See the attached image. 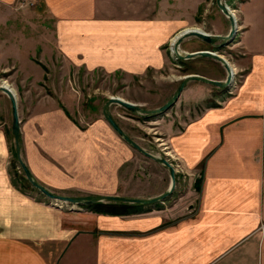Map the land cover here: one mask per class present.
Masks as SVG:
<instances>
[{
	"label": "crops",
	"instance_id": "0c3cea01",
	"mask_svg": "<svg viewBox=\"0 0 264 264\" xmlns=\"http://www.w3.org/2000/svg\"><path fill=\"white\" fill-rule=\"evenodd\" d=\"M209 1L37 0L35 8L68 71L99 68L132 78L169 65V43L207 22ZM237 13L241 53L231 60V82L189 80L179 102L185 113L202 106L167 121V139L183 158L169 203L127 202L131 211L113 213L48 198L13 178L0 123V264H264V0H240ZM209 22L204 32L223 34L217 20ZM191 38L204 41L184 39ZM29 60L32 68L42 66ZM40 96L18 110L20 157L39 183L67 195L145 196L121 187L119 169L131 144L108 122L100 132L95 119L75 121L70 89L58 99Z\"/></svg>",
	"mask_w": 264,
	"mask_h": 264
},
{
	"label": "rangeland",
	"instance_id": "374dc122",
	"mask_svg": "<svg viewBox=\"0 0 264 264\" xmlns=\"http://www.w3.org/2000/svg\"><path fill=\"white\" fill-rule=\"evenodd\" d=\"M36 1L17 0L9 5L0 4V84L8 85L14 92L17 110L21 111L23 104L27 106L30 101L35 103L41 97L40 95L46 92L53 95L54 99H58L57 94L61 93L62 90L70 89L72 91L71 103L69 104L71 117L80 124H86L95 119L97 131L100 130L101 132V129L105 127V122H107L102 114V107L111 95H118L145 108H154L164 103L171 96L179 80L191 69L226 74L222 63L211 58L207 60V57L201 55L188 58L184 63H181L171 43L167 49L171 57L169 65L167 64L159 70H149L145 74L132 78H128L122 72H108L99 68L94 72H86L76 68L68 71L67 66L58 58L51 34H47L45 31L47 20L36 10ZM231 1L234 6L226 3L235 13L236 32L234 35L222 45H213L212 43L211 45L204 41H196L195 38L184 39L179 47L182 54L187 51L206 48L202 46L207 45L209 46L208 49L217 50L231 64L232 58L241 53L236 47L238 43L235 41L239 32L237 3L240 0ZM208 6L210 9L207 22L199 23L196 28L209 27V20H217L222 25L221 33H226L230 28L229 22L221 17V11H219L215 0H210ZM43 42L47 46H44ZM29 58L33 61L40 60L42 66L37 65L39 69L30 67ZM175 61L178 62L177 65L173 64ZM42 68L46 73L43 78H39ZM217 90L218 87H211V92L214 93ZM201 106L202 103H199L190 112L185 113L184 103H180L178 97L167 110L153 115H141L117 103H111L109 108L121 128L142 147L157 156L166 157L174 168L181 171L183 158L167 139V121L172 117L183 118L193 114L194 109L198 110ZM1 122L5 125V131L10 142L11 161L9 167L13 178L23 185H29L16 157L14 137L11 132V103L7 94L0 90ZM99 122H102L104 126ZM127 148V159L123 161L119 169L121 187L145 195L143 198L157 195L155 194L157 189H167L170 184L167 167L146 156L132 145ZM179 180L182 181V178ZM178 188H181L179 183ZM176 193L177 190L174 191L173 188V191L163 200L166 203L171 202Z\"/></svg>",
	"mask_w": 264,
	"mask_h": 264
},
{
	"label": "water",
	"instance_id": "95a60500",
	"mask_svg": "<svg viewBox=\"0 0 264 264\" xmlns=\"http://www.w3.org/2000/svg\"><path fill=\"white\" fill-rule=\"evenodd\" d=\"M216 5L218 8L228 17L230 22V28L226 34H217V33H210V32H203L200 30H189L184 31L179 36H176L174 42H173V49L176 53L177 57L180 58H191L194 56H208L211 58H214L221 62L226 70V76L224 79H215L211 77H207L205 75H202L197 72H188L185 73L182 78L179 80L178 85L176 86L175 90L169 96V98L162 103L161 105L154 107V108H145L140 106V104L124 99L123 97H120L118 95H111L109 96L106 101L103 104L102 107V114L104 118L107 120V122L111 125V127L120 135L122 138L127 141L129 144H131L133 147H135L137 150L145 154L146 156H149L159 162H162L167 166L169 170L170 175V184L166 190L163 192L151 196V197H137V196H126V195H120V194H87V195H67V194H60L55 193L47 189L44 185L39 183L31 174L29 168L24 163L22 158L20 157V130H19V116H18V110H17V102L15 98V94L12 91V89L6 85V84H0V90L5 92L7 96L9 97L10 103H11V132L14 137V144H15V152L16 157L19 162V165L23 171L24 176L28 180V182L36 187L39 191H41L45 196L48 198H51L53 200L61 201V202H70V203H79V204H87L90 202H96V201H122V202H137V203H152L159 200H163L165 197H167L173 190L175 186V168L173 164L164 156H157L153 154L152 152L146 150L144 147H142L135 139H133L127 132H125L121 126L118 124V122L113 117L109 105L111 103H117L119 105H122L129 110L141 114V115H150L154 113H159L167 110L170 106L173 105L175 100L178 98L179 94L181 93L184 86L187 84L189 80L196 79L201 80L207 83H210L214 86L223 87L228 85L231 82L232 79V69L229 66V63L227 59L220 54L217 50L214 49H208V48H202V49H196L192 51H187L182 54L179 52L178 47L181 43V41L188 36H196L206 42L212 43L214 45H222L224 42L229 40L234 33L236 32V20L233 15V13L230 11V6L224 1V0H215ZM219 41V42H218Z\"/></svg>",
	"mask_w": 264,
	"mask_h": 264
},
{
	"label": "trees",
	"instance_id": "16d2710c",
	"mask_svg": "<svg viewBox=\"0 0 264 264\" xmlns=\"http://www.w3.org/2000/svg\"><path fill=\"white\" fill-rule=\"evenodd\" d=\"M181 63H184V60L180 57H177ZM183 61V62H182ZM87 206L91 207L95 210H102V211H109L113 213H125L131 211L134 207L130 203L127 202H103V201H96L90 202L86 204Z\"/></svg>",
	"mask_w": 264,
	"mask_h": 264
},
{
	"label": "bare ground",
	"instance_id": "6f19581e",
	"mask_svg": "<svg viewBox=\"0 0 264 264\" xmlns=\"http://www.w3.org/2000/svg\"><path fill=\"white\" fill-rule=\"evenodd\" d=\"M230 9V11L233 13V15H234V17H235V13L231 10V8H229ZM189 30H200V31H203L202 29H200V28H194V29H186V30H184V31H189ZM184 31H182V32H184ZM182 32L180 33V34H182ZM204 32V31H203ZM179 34V35H180ZM178 35V36H179ZM175 40V39H174ZM174 42V41H173ZM178 50H179V52H181L180 51V48L178 47ZM229 63V62H228ZM229 66L231 67V69H232V73H233V67H232V65L229 63Z\"/></svg>",
	"mask_w": 264,
	"mask_h": 264
},
{
	"label": "flooded vegetation",
	"instance_id": "af4514ba",
	"mask_svg": "<svg viewBox=\"0 0 264 264\" xmlns=\"http://www.w3.org/2000/svg\"><path fill=\"white\" fill-rule=\"evenodd\" d=\"M154 114H156V113H154ZM150 115H153V114H150Z\"/></svg>",
	"mask_w": 264,
	"mask_h": 264
}]
</instances>
